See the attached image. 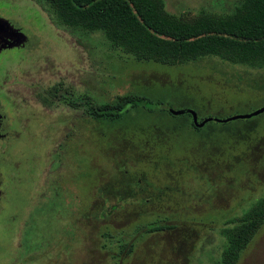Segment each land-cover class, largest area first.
I'll return each instance as SVG.
<instances>
[{
    "label": "rangeland",
    "instance_id": "374dc122",
    "mask_svg": "<svg viewBox=\"0 0 264 264\" xmlns=\"http://www.w3.org/2000/svg\"><path fill=\"white\" fill-rule=\"evenodd\" d=\"M163 2L174 15L228 14L240 0ZM0 17L24 39L0 55V115L12 134L4 142L11 153L2 158L18 167L15 179H7L0 208V264L216 262L225 222L234 224L264 199V113L211 121L201 137L182 131L162 145L160 131L157 138L153 131L156 140L144 147V130L164 127V117L131 110L107 126L85 108L78 112L57 103L46 112L29 88L47 92L60 86L59 91L69 89L68 97L98 104L139 92L167 97L171 102H164L192 109L202 121L223 120L264 107V67L215 57L175 66L137 61L101 32L60 24L37 0H0ZM57 137L59 150L40 172ZM10 167L0 163L3 177ZM97 212L104 215L95 218ZM161 215L173 229L136 230ZM237 264H264V224Z\"/></svg>",
    "mask_w": 264,
    "mask_h": 264
},
{
    "label": "trees",
    "instance_id": "16d2710c",
    "mask_svg": "<svg viewBox=\"0 0 264 264\" xmlns=\"http://www.w3.org/2000/svg\"><path fill=\"white\" fill-rule=\"evenodd\" d=\"M37 1L46 4L60 24L75 31L101 32L113 48L131 55L137 61L151 60L175 66L215 57L235 65L264 67V0H240L228 14L200 10L179 15L167 12L163 0ZM160 98L163 100L139 92L124 93L100 104L84 98L80 107L85 108L95 121L107 126L119 122L131 110L150 117H164L167 121L164 127L151 125L144 130V147L151 138L155 139L152 137L153 131L156 138L157 130L160 131L158 142L162 145L173 136L178 137L182 131L201 137L200 133L211 123L198 128L191 115H176L161 108V105H166L174 111L179 110L164 102L170 101L167 97ZM180 119L186 121L181 124L178 122ZM197 122H202L198 115ZM97 194L100 195V192ZM102 215L97 212L95 218ZM157 217L139 225L136 230L154 233L174 228L165 224L168 217ZM231 223V220L225 222L229 227L222 231V252L213 264H237L264 224V199L246 210L234 220V224ZM104 237L108 238L109 235L105 233ZM119 248L123 251L125 245ZM131 250L132 246H129L128 251Z\"/></svg>",
    "mask_w": 264,
    "mask_h": 264
},
{
    "label": "flooded vegetation",
    "instance_id": "af4514ba",
    "mask_svg": "<svg viewBox=\"0 0 264 264\" xmlns=\"http://www.w3.org/2000/svg\"><path fill=\"white\" fill-rule=\"evenodd\" d=\"M22 40H24L23 37H21V36L17 37L16 40H15V42H14V44H13V46L18 45ZM10 48H6V49L2 50L0 52V55L4 51H6L7 49H10ZM59 87L60 86H58V87L56 86V87L50 89L49 91H47L48 93L47 92H42V91L41 92L40 91L37 92L35 88H29V93L32 96V98L35 97L34 99H37L38 100V102L40 103V105L43 107V110H45L46 112H47V107H51L53 109V106H56L57 103L58 104L60 103L63 106H68V107L72 108L74 111L75 110H78V112H79V110L81 111L80 100L78 98H75V97L73 99L72 98V95H70V97H68L67 94L65 95V92L68 91L69 89L65 88V89H61L59 91ZM92 103H94V102H92ZM53 110H55V108ZM44 133H45V137L47 136V138H48L49 135L47 133V129L44 130ZM10 136H12V134L10 133V131L7 132L4 129V119L0 115V148L3 147L4 150H5L3 152L1 151V153H0V163H3V162H6L7 163V162H9L10 163V166H13V167H10L9 168L10 170L8 172V175H5L6 177H3L2 175H4V173H2L0 171V208L4 206V203L3 202H4V199L6 198V194H7L6 193V190H7L6 185L9 183V182L7 183V179H10V178L15 179V177H12V175L13 176L18 175V171H17L18 170V167L14 163H12L11 161H8V160L6 161V160H4L2 158V156L5 154V152L11 153V152H8L6 150L5 144H4V142H6ZM59 137H57L55 140H52V143H53L52 148L53 149H52V151L50 153H47V152L45 153V155L43 157L44 166H43V168L41 169L40 172H42V170H44V169H47V167H45V166H47L49 154H51L52 152H54V153H57L58 152L59 148L57 146V141H58ZM54 161H56V163H57V159L54 160ZM54 161H53V163H54ZM53 163L50 164V169H57V166H55V168L53 167V165H52ZM76 163H78V158H74L73 159V164H76ZM61 168H63V162H62V167ZM41 191H43V188L42 187H41L40 192Z\"/></svg>",
    "mask_w": 264,
    "mask_h": 264
},
{
    "label": "water",
    "instance_id": "95a60500",
    "mask_svg": "<svg viewBox=\"0 0 264 264\" xmlns=\"http://www.w3.org/2000/svg\"><path fill=\"white\" fill-rule=\"evenodd\" d=\"M23 37V35L18 32L16 29L12 27V25L9 23L8 20H5L0 17V52L6 48H10L13 46L15 40L17 37ZM161 108L169 110L171 113L179 115V114H189L193 118L194 125L198 128L203 127L206 123H209L211 121L219 122V123H227L229 121H234L238 119H249L252 117H256L262 113H264V107H261L257 109L256 111H253L250 114L245 115H236L227 119H214V118H207L204 119L202 122H197V113L192 109H179L177 111H174L167 107L166 105H161Z\"/></svg>",
    "mask_w": 264,
    "mask_h": 264
}]
</instances>
